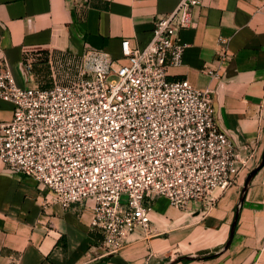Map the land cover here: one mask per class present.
I'll return each instance as SVG.
<instances>
[{
	"label": "crops",
	"instance_id": "1",
	"mask_svg": "<svg viewBox=\"0 0 264 264\" xmlns=\"http://www.w3.org/2000/svg\"><path fill=\"white\" fill-rule=\"evenodd\" d=\"M177 2L0 0V65L18 87L48 86L50 68L33 64L38 53L44 60L64 55L69 73V58L87 46L120 60L121 41L143 49L154 22ZM191 17L177 35L182 63L168 77L211 91L219 130L252 155L247 170L211 200L183 209L163 197L145 199L152 233L137 228L117 253L104 255L102 237L90 227V201L63 209L33 179L0 162V264H264V163L242 192L264 152V0H202ZM13 110L0 100V124Z\"/></svg>",
	"mask_w": 264,
	"mask_h": 264
},
{
	"label": "built area",
	"instance_id": "2",
	"mask_svg": "<svg viewBox=\"0 0 264 264\" xmlns=\"http://www.w3.org/2000/svg\"><path fill=\"white\" fill-rule=\"evenodd\" d=\"M177 1L143 49L121 41L120 60L87 46L71 55L69 73L64 55L38 53L33 64H46L52 81L25 87L0 65V100L14 109L0 124V162L63 209L90 201L104 255L117 253L137 228L152 233L145 199L163 197L177 209L209 201L236 183L252 157L219 130L209 89L168 77L182 63L178 31L202 3Z\"/></svg>",
	"mask_w": 264,
	"mask_h": 264
},
{
	"label": "water",
	"instance_id": "3",
	"mask_svg": "<svg viewBox=\"0 0 264 264\" xmlns=\"http://www.w3.org/2000/svg\"><path fill=\"white\" fill-rule=\"evenodd\" d=\"M263 163H264V152H263V154H262V158H261V161H260L259 165H257L254 169H252V170L246 175V178H245V181H244V185H243V190H242V192H244V191L246 190V187H247L249 181H250L251 178L257 173V171L262 167ZM241 201H242V197L240 198L239 202H241ZM235 217H236V215H235ZM233 226H234V223H233V225H232L231 231H232V229H233Z\"/></svg>",
	"mask_w": 264,
	"mask_h": 264
},
{
	"label": "rangeland",
	"instance_id": "4",
	"mask_svg": "<svg viewBox=\"0 0 264 264\" xmlns=\"http://www.w3.org/2000/svg\"><path fill=\"white\" fill-rule=\"evenodd\" d=\"M123 199H124V197H123Z\"/></svg>",
	"mask_w": 264,
	"mask_h": 264
}]
</instances>
